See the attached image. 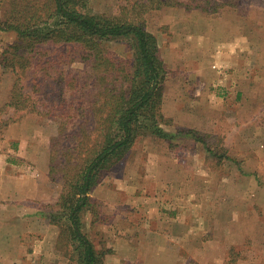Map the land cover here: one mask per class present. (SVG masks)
<instances>
[{"label":"rangeland","instance_id":"1","mask_svg":"<svg viewBox=\"0 0 264 264\" xmlns=\"http://www.w3.org/2000/svg\"><path fill=\"white\" fill-rule=\"evenodd\" d=\"M5 9V0H0V16ZM174 9L184 15L194 13V19H212L217 25L212 26L211 46L235 47L236 53H225L235 55L239 61L229 64L227 60L231 59L225 55H210H217L218 48L197 56L190 49L192 57H188L185 48L178 50L180 42L176 43L178 47L175 42L172 47L164 44L162 37L167 38L170 28L160 22ZM85 11L143 23L148 31L162 35L159 54L167 67L163 128L176 136L173 140L139 137L132 150L104 174L92 191L95 205L82 215L84 230L96 248L105 252L104 264H116V259L117 264H127L136 240H145L134 248L137 255L132 261L136 264L160 260L156 249L152 251L153 245H172L182 264H264V69H260L264 60L259 51L264 0H89ZM232 22L238 35L235 39L233 31L226 29ZM244 34L252 41L242 42ZM15 41L13 32H0V76L4 75L3 81L12 88L8 103L17 76L2 63L5 49ZM197 45L203 47L206 42ZM103 46L111 58H135L130 38L106 40ZM49 50L47 58L61 54L60 48ZM84 56L82 50L73 47L67 58L60 59L62 77L70 74L67 82H60L55 71L46 77L47 72L33 73L32 68L23 74L28 86L24 92L31 91L38 79L42 84L35 96L47 103L54 98L60 106L86 103L73 81L83 83V77L95 75ZM216 61L221 66L217 68L219 75L213 68ZM120 73L123 75V67ZM10 108L2 107L0 115L10 113ZM55 113L42 116L29 112L24 118L16 115L0 122V128L5 129L10 121L26 120L30 144L33 141L41 150H49L53 197L58 191L57 200L44 203L43 234L28 235L26 250L7 264H76L71 258L73 247L60 237V226L50 222L51 213L59 210L55 205L65 185L61 171L51 174L52 155L61 159L58 146L52 154L51 139L56 138L60 121ZM71 115L82 113L67 114ZM181 130L197 131L204 143L180 135ZM50 225L55 229L51 234L47 230ZM47 236L55 237L52 243L46 242ZM118 239L128 250L121 246L118 249ZM161 257L163 262L170 261L165 253Z\"/></svg>","mask_w":264,"mask_h":264},{"label":"trees","instance_id":"2","mask_svg":"<svg viewBox=\"0 0 264 264\" xmlns=\"http://www.w3.org/2000/svg\"><path fill=\"white\" fill-rule=\"evenodd\" d=\"M88 1L5 0L0 32H13L16 41L5 49L2 65L17 76L7 104L15 116L24 118L29 112L51 116L55 111L60 119L58 134L51 141L52 154L58 146L61 159L52 155L51 174L61 171L65 185L55 205L59 210L51 213L50 222L60 226V237L73 247L72 261L104 264L105 252L96 248L84 230L82 215L95 205L92 191L104 174L132 150L139 137L173 140L176 136L163 128L167 67L159 54L157 36L143 23L86 12ZM121 37L132 39L133 61L111 58L106 52L103 42ZM49 47L60 48L61 54L47 58L51 54ZM73 47L83 51L84 60L95 73L94 77H83V83L73 80L86 103L60 106L55 98L47 103L43 97L35 96L42 84L38 79L31 91L24 92L28 86L23 74L32 68L33 73L47 72L46 77L55 71L60 82H67L70 74L62 77L60 59L67 58ZM71 112L82 115L67 116ZM76 117L79 119L72 120ZM179 134L204 143L197 131L181 130Z\"/></svg>","mask_w":264,"mask_h":264},{"label":"crops","instance_id":"3","mask_svg":"<svg viewBox=\"0 0 264 264\" xmlns=\"http://www.w3.org/2000/svg\"><path fill=\"white\" fill-rule=\"evenodd\" d=\"M179 10L180 9H174L173 12L164 14L165 18L160 22V25L170 28L167 38L165 37L163 39L162 37L164 44L170 43V47H172L173 42H175V46L178 47L180 45L178 50L185 48L186 51H189L186 54L188 57H192V53L190 54L191 50H193L196 53L194 55L197 56L198 54H204L205 51H210L209 49L213 52L219 49L220 52L217 53V55H214L213 53L210 55L217 58L220 57L221 54L222 56L225 55V58L231 59L230 61L227 60V63L229 64L239 61L237 59L238 57L235 55L230 56L226 54L236 53L235 47H223V49L219 46H211L210 39L212 26L217 25L212 23V19L200 17L194 19V13L186 12V15H184L181 11L179 12ZM167 14L170 15L166 16ZM234 27V23L232 22L226 27V29L233 31L231 35L232 38L235 39L238 35L235 34ZM151 33L157 36L160 47L161 40L159 37L162 35H159L156 32ZM231 35H226L225 37H230ZM217 38L218 41H223L220 39L221 37ZM249 39L252 41V38L244 34L242 42L249 41ZM199 41L206 42V45L203 47L197 45V42ZM177 42H180L181 44L179 43L178 45L176 44ZM260 42V58L264 60V33L260 34ZM251 45L252 42H249L248 46L251 47ZM216 48L218 49L216 50ZM225 51L227 52L225 53ZM219 64L220 63L216 61V65L213 67L218 75L220 73L218 72V69L221 68ZM261 67L264 69V62L260 65V69ZM3 78H5V76L1 74L0 110L7 105L9 100L8 95L12 89H10V86L3 81ZM165 100L163 102V111L167 116ZM13 116H15L14 109L10 108V113L0 115V122L3 120H11ZM21 121L15 123L10 121L5 129L0 128V262L5 264L26 250V245L29 242L26 239L28 235L33 233L35 235L43 234L42 216L44 203L53 202V200H57L58 198L57 190L53 197L50 185L49 150H41L38 145L32 144L33 141H31L30 144L26 130V120ZM47 230L50 231L51 234L55 229L50 225ZM56 235L58 234L56 233ZM45 238L46 242L49 243H52L55 239V237L52 236H47ZM151 239H153V237ZM118 240V249L119 246H121L122 250H128L126 249V245L122 244L123 241L120 239ZM180 240L182 242L186 241L185 238L182 237H180ZM136 241L137 243L129 252V259L126 260L128 262L127 264H136L132 261V257L137 255L136 252H134V248L136 249L135 246H138L143 240ZM144 241L142 243H145ZM130 242L132 243L133 241ZM154 243L155 242L153 241L150 245H153ZM142 246L145 247V245ZM154 248L156 249V253L160 256V260L156 262L152 260L149 263L143 264H182L179 261V253L173 250L174 247H172V245H153L152 251L155 250ZM169 250H172V252ZM164 253L168 255L170 261H162L161 256Z\"/></svg>","mask_w":264,"mask_h":264}]
</instances>
